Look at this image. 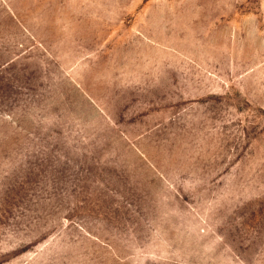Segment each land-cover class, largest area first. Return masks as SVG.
Here are the masks:
<instances>
[{"label":"rangeland","instance_id":"374dc122","mask_svg":"<svg viewBox=\"0 0 264 264\" xmlns=\"http://www.w3.org/2000/svg\"><path fill=\"white\" fill-rule=\"evenodd\" d=\"M0 264H264V0H0Z\"/></svg>","mask_w":264,"mask_h":264}]
</instances>
